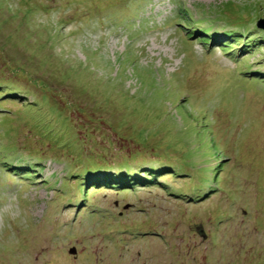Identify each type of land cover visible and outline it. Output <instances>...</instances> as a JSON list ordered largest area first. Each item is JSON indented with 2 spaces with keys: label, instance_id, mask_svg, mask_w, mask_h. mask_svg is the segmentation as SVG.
Wrapping results in <instances>:
<instances>
[{
  "label": "rangeland",
  "instance_id": "1",
  "mask_svg": "<svg viewBox=\"0 0 264 264\" xmlns=\"http://www.w3.org/2000/svg\"><path fill=\"white\" fill-rule=\"evenodd\" d=\"M261 20L264 0H0V264H264Z\"/></svg>",
  "mask_w": 264,
  "mask_h": 264
},
{
  "label": "trees",
  "instance_id": "2",
  "mask_svg": "<svg viewBox=\"0 0 264 264\" xmlns=\"http://www.w3.org/2000/svg\"><path fill=\"white\" fill-rule=\"evenodd\" d=\"M6 86H11V85H9V84H5ZM4 85L3 84H0V87H3ZM10 88V87H9ZM5 90L6 89H1V96L2 95H5ZM18 91V90H17ZM166 168H168V167H166ZM168 169H172V170H174L175 171V169H173V168H171V167H169ZM96 171L97 170H89L88 171V173H89V175L91 174V173H93V174H95L96 173ZM160 169L159 170H157V172L158 173H156V176H154V177H150L149 176V174L148 173H151V174H153L154 172H155V170L153 169V168H150V169H144V170H141V177L139 176V178L140 179H138L137 181H143V186H146V187H150V186H153L155 183H156V179L158 180V178H157V174H159L160 173ZM146 174H148V177H144V175H146ZM167 174V173H166ZM165 175V174H164ZM163 175V176H164ZM108 180L110 181V183L108 182ZM159 182L158 183H161V181L160 180H158ZM133 182V179H130V178H128L127 177V174L125 175V177L122 179V180H119L118 182H117V180L116 179H111V178H105V177H100V178H97L96 179V181H95V184L94 185H96V188L97 187H99V186H101L100 188H104V190L105 189H109V190H120V189H125V188H129L130 186H131V183ZM135 182V181H134ZM111 184L112 185H116L117 186V188H112L111 187ZM123 184V185H122Z\"/></svg>",
  "mask_w": 264,
  "mask_h": 264
},
{
  "label": "water",
  "instance_id": "3",
  "mask_svg": "<svg viewBox=\"0 0 264 264\" xmlns=\"http://www.w3.org/2000/svg\"><path fill=\"white\" fill-rule=\"evenodd\" d=\"M263 23H264V20H261L260 23L257 24V27L264 29V24Z\"/></svg>",
  "mask_w": 264,
  "mask_h": 264
}]
</instances>
